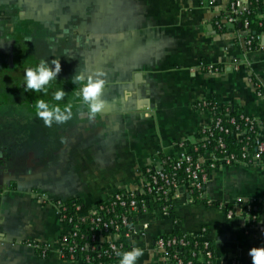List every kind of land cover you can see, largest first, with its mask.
<instances>
[{
	"label": "crops",
	"instance_id": "crops-1",
	"mask_svg": "<svg viewBox=\"0 0 264 264\" xmlns=\"http://www.w3.org/2000/svg\"><path fill=\"white\" fill-rule=\"evenodd\" d=\"M224 8L202 0H0V73L16 82L6 85L9 92L21 91L25 68L40 59L61 54L67 61L46 96L0 100V112L20 117L23 111L26 120V128L0 127V264H87L61 255L60 239L70 228L59 204L81 200L93 212L118 192H141L148 168L202 142L214 116L197 109L199 103L213 99L264 120V34L248 51L245 32L234 25L219 31ZM40 30L43 51L16 52L20 40ZM201 63L221 72L201 73ZM233 63L241 69L224 70ZM98 69L107 106L89 117L71 78L76 72L95 76ZM61 88L67 94L54 101ZM41 98L71 106V118L46 126L35 114ZM212 157L208 151L203 163ZM205 198L210 204L194 201L182 188L171 217L163 218L158 208L137 217V234L125 238L143 249L137 264H171L156 242L175 232L210 243L214 264H253L250 250L264 246V165L216 168ZM238 200L258 206L260 219H230L218 207ZM31 242L47 246L49 256H39Z\"/></svg>",
	"mask_w": 264,
	"mask_h": 264
},
{
	"label": "built area",
	"instance_id": "built-area-1",
	"mask_svg": "<svg viewBox=\"0 0 264 264\" xmlns=\"http://www.w3.org/2000/svg\"><path fill=\"white\" fill-rule=\"evenodd\" d=\"M245 3L243 0H202L203 4L208 6H215L217 3H225V8L221 15L217 19V26L222 27V25H235L237 22L241 21L242 18L246 16L249 10V2ZM260 20H264V15L259 14ZM246 34V46L248 51H252V46L255 43L254 39L250 36L249 21L246 18L244 20V31ZM263 36V35H262ZM258 37V46L260 44L261 37ZM241 69L240 64L233 63L227 64L224 70L231 72H237ZM205 74H215L221 72L220 68L215 67L212 64L201 63L197 68V71ZM242 120L251 124V128L246 129L245 132L236 129L232 135L236 139H242L248 131L257 126L260 129V133L264 130V120H260L256 117L249 116L247 114L242 115ZM221 123V120L217 122V126ZM233 123L234 120H233ZM212 126V125H211ZM210 126V127H211ZM209 127V128H210ZM229 133V131H226ZM264 133V132H263ZM262 133V134H263ZM261 134V136H262ZM260 136V140H263ZM210 138L209 136H204L202 142H206ZM219 146L215 149H210L213 154L212 160L208 164L203 163V156H199L198 159H194L191 155L192 153L198 152L199 148L197 146L189 148V153H185L179 158H173L175 160L172 163V158L162 160L161 165L157 168H148L145 171L146 185L141 191L145 197L137 201L134 192L126 193L127 196L131 198L129 204L130 213L128 214H118L115 210L116 205L126 206L128 205L123 201V197L120 194H115L114 199L110 200V204L103 205L100 204L98 208L93 212H88L81 205L75 204L76 214L93 216L91 219V224L93 229H96L95 237H98L100 242H105V238L111 236H117L119 239L113 242H106L109 245V251H106L103 255H99L100 259L102 256H115L117 259L109 264H119L120 256L117 255L120 250L125 247V238L130 235L137 234L135 230V220L142 214L149 213L152 208L160 209L161 216L163 218L171 217V212L173 210V202L179 197V192L182 188H186L190 196L194 201L203 202L205 200V188L209 182L211 173L216 168L221 166H238L246 165L240 160H236L234 156H224L220 157L219 154H224L226 152V146L222 140L219 142ZM205 146V145H204ZM259 152H264V143H260ZM246 158V154L243 155ZM261 165L260 154H257L253 158V162L249 165ZM154 171V172H153ZM179 171H184L185 177L179 179L177 173ZM147 174V175H146ZM221 210L225 211L228 218L234 219L239 217H249L254 222L258 221V217L253 215V208L250 204H244L243 200H238L236 205L232 208H228L225 204H220L218 206ZM241 209H240V208ZM61 214L65 223L70 227L73 219H68L64 213L67 211L65 204H59ZM144 229L148 230V224H144ZM77 227H70V234L64 236L65 238L61 241V255L63 258L66 254L62 250L63 247L68 246V238L74 239L76 237ZM185 237H189L186 236ZM194 243L186 242L184 239L179 240L176 236L171 237H160L156 242V249L161 255L162 259L170 262L171 264H214L215 252L212 245L208 242L203 241L201 238L193 237ZM93 238L92 242H95ZM127 244V243H126ZM193 246V251L187 254L185 249L189 246ZM70 248L69 253L71 257L74 258V249ZM130 247L128 250H130ZM84 250L90 252H95V248L91 245H87ZM48 249L42 251L43 256H46ZM127 251V250H126ZM49 253V251H48ZM85 263H91V258L89 255L85 257ZM98 264H103L100 262Z\"/></svg>",
	"mask_w": 264,
	"mask_h": 264
},
{
	"label": "trees",
	"instance_id": "trees-1",
	"mask_svg": "<svg viewBox=\"0 0 264 264\" xmlns=\"http://www.w3.org/2000/svg\"><path fill=\"white\" fill-rule=\"evenodd\" d=\"M249 2V10L248 13L244 18H242L241 21L237 22L234 26L239 31H244V20L247 18L249 21V28H250V36L253 38L255 43L252 46V50H256L258 47V40H256L258 37L262 36L264 34V20H260L259 14L262 13L264 15V0H248ZM219 4V3H217ZM219 28V26H217ZM219 31L221 33L227 32V29L225 25L223 24L222 27L219 28ZM197 109L201 111H209L214 116L213 124L210 128H205L201 132V137L209 136L210 138L205 142H199L197 144H188V147H194L197 146L199 148L198 152L192 153L191 155L196 160L199 158V156H204L208 150L215 149L217 146H219V141L222 140L223 143L226 146V152L224 154H219L218 156L224 157V156H234L236 160L242 161V163L245 164H251L253 162V158L260 154L261 157V165H264V152H259V145L260 143H264V140H260L261 134L264 132V130L260 133V129L255 126L253 129L248 131L246 135L242 139H236L232 133L239 128L241 133L245 132L246 129L251 128V124L246 122L245 120H242V115L245 114L242 110L236 109L231 105H223L219 106L218 102L216 100H209L202 103H199L197 105ZM221 120V123L217 126V122ZM233 120L235 123H233ZM226 131H229V133H226ZM205 145V146H204ZM246 154V158H243V155ZM168 159V158H165ZM172 163L175 162V160L172 158ZM154 172V171H153ZM147 175V174H146ZM177 176L179 179H183L185 177L184 171H179L177 173ZM136 196V200L140 201L142 200L145 195H143L141 192H134ZM117 194H120L123 197V201H125L127 204L130 203L131 198L127 196L125 192H118ZM116 194V195H117ZM115 195L110 199H114ZM107 201L102 203L103 205L110 204L111 201ZM203 203L210 204L208 200H203ZM81 205L85 210V206L81 200H71L68 201L65 206L67 207L66 217L68 219H73L72 224L70 225L71 228L77 227L76 237L74 239L68 238V246L63 247L62 250L66 254L65 260L69 261H83L85 262V257L87 255L91 258V263L98 264L100 262H103V264H109L112 263L117 259L115 256H102L100 259L98 258L99 255H103L106 251H109V245L106 242H100L98 237H95L96 235V229H93V225L91 224V219L94 218L93 216L88 215H81L79 216L76 214V209L74 205ZM220 205V204H218ZM109 206V205H107ZM129 204L126 206L122 205H116L115 210L118 214H128L130 213ZM228 208H232L231 205L227 206ZM253 208V215L258 217V220L260 219V208L258 206L252 205ZM173 211V210H172ZM172 214V212H171ZM176 236L179 240L184 239L186 242L194 243L193 237H185V235L175 232L172 235H169L167 237ZM65 237H61V241ZM93 238H95V242H92ZM32 247L35 249V251L38 253L41 257H47L49 256V253L47 251L46 256H43L42 251L47 248V246L39 244L37 242H31ZM87 245H91L95 248V252H88L84 250V248L87 247ZM75 247L74 249V258L71 257V254L69 253L70 248ZM130 248L128 244L125 243V247L119 251L123 252ZM193 251V246H189L185 249V253L187 256L189 253Z\"/></svg>",
	"mask_w": 264,
	"mask_h": 264
},
{
	"label": "clouds",
	"instance_id": "clouds-1",
	"mask_svg": "<svg viewBox=\"0 0 264 264\" xmlns=\"http://www.w3.org/2000/svg\"><path fill=\"white\" fill-rule=\"evenodd\" d=\"M61 71L62 64L59 59H53L51 62L40 59L34 66L25 68L21 85L23 92H43L46 96ZM103 75V69H98L95 76L88 75L85 78L84 72H76L71 78L74 85H79L78 96L81 104L86 107L89 117L102 113L107 106V102L103 99V93L106 91V81L101 78ZM66 94L64 88L55 90L52 99L57 102L63 101ZM130 95L131 93H126L124 99L127 100ZM34 108L35 114L48 127L54 122L62 124L72 116L71 106L66 105L62 108L60 104H50L43 98L36 100ZM143 254V249L140 247H132L130 250L117 253L120 256L119 264H137ZM250 255L253 264H264V246L252 248Z\"/></svg>",
	"mask_w": 264,
	"mask_h": 264
},
{
	"label": "rangeland",
	"instance_id": "rangeland-1",
	"mask_svg": "<svg viewBox=\"0 0 264 264\" xmlns=\"http://www.w3.org/2000/svg\"><path fill=\"white\" fill-rule=\"evenodd\" d=\"M37 29V28H36ZM20 46H17V53H20L21 51H23V49L31 51L33 53H37V52H41L44 49V45H46L43 41V34H42V30H40L37 34V36L33 37L31 36L30 39L28 40H20ZM47 46V45H46ZM55 45H53L52 47H54ZM56 48V47H55ZM51 61L53 59H59L61 61L62 64V69H64V67H66L67 61L64 58L63 55L60 54V57L58 58H49ZM50 61V62H51ZM54 67V65H52ZM12 76V75H11ZM9 78L8 75H6L5 73H0V100H8V99H24L25 96H27L28 94L25 92H22V89L20 92H17L15 94H12L11 92H9L7 90V84L11 83L10 86H14V84L16 83H12L9 82L7 79ZM22 82V81H21ZM4 85V86H3ZM43 95V93L41 94ZM14 112V111H12ZM21 115H19L20 117H16L13 116L11 114H9V116L7 114H4V112H0V127H2V125L4 126H11L13 127L14 125L20 124L19 127L20 128H26V120L23 119V111L20 112ZM5 140V138L3 139Z\"/></svg>",
	"mask_w": 264,
	"mask_h": 264
},
{
	"label": "bare ground",
	"instance_id": "bare-ground-1",
	"mask_svg": "<svg viewBox=\"0 0 264 264\" xmlns=\"http://www.w3.org/2000/svg\"><path fill=\"white\" fill-rule=\"evenodd\" d=\"M70 228V227H69Z\"/></svg>",
	"mask_w": 264,
	"mask_h": 264
}]
</instances>
